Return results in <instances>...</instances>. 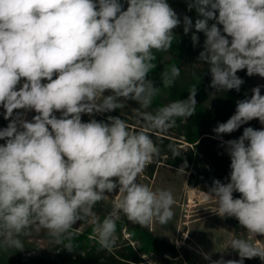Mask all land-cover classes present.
<instances>
[{
    "label": "clouds",
    "instance_id": "9594fccd",
    "mask_svg": "<svg viewBox=\"0 0 264 264\" xmlns=\"http://www.w3.org/2000/svg\"><path fill=\"white\" fill-rule=\"evenodd\" d=\"M188 8L200 18L193 25L185 16L184 33L193 27L204 33L198 59L216 92L239 91L240 70L264 78V0H189ZM180 24L167 0H127L126 10L120 0H0V107L9 120L0 129V249L23 250L21 237L44 229L55 245L71 251L74 226L87 221L100 250L111 251L121 214L141 227L173 218V192L138 177L161 154L147 130L166 131L196 111V87L185 100L147 111L161 90L148 74L157 53L170 51ZM191 39L195 46L199 37ZM179 77L180 67L166 66L162 87L171 88ZM129 100L139 105V130L113 116L82 122V114L123 109ZM29 111L36 113L31 120L25 118ZM253 119L264 125L259 86L213 131L220 137ZM223 143L230 182L214 180L205 198L221 218H236L246 234L226 245L240 260L212 264L264 260V246L256 243L264 236V129L246 127ZM169 151L179 154L171 145ZM117 189L113 210L101 220L96 205Z\"/></svg>",
    "mask_w": 264,
    "mask_h": 264
},
{
    "label": "trees",
    "instance_id": "16d2710c",
    "mask_svg": "<svg viewBox=\"0 0 264 264\" xmlns=\"http://www.w3.org/2000/svg\"><path fill=\"white\" fill-rule=\"evenodd\" d=\"M120 3L127 8V0H120ZM167 3L177 13L178 18L183 24V18L188 16L193 25L198 17L195 9L189 10V0H167ZM215 21H209V25ZM180 24V25H181ZM222 28V26H219ZM174 41L167 53H157L156 67L148 74V79L153 81L155 87H161L160 92L153 99L152 105L147 111H155L173 100H185L188 98L189 90L196 87L197 107L195 113L188 117L186 121L178 120L175 127L166 131L147 130L152 139L160 146L161 154L147 168L148 175L153 176L158 165L170 167L178 170L182 166L184 172L188 173V186L191 189L207 193L214 180L221 183L230 182V156L226 150L228 140L238 139L246 127L257 130L264 129L258 119H253L242 125L230 134H222L217 137L213 129L219 124L226 122L235 114L237 102L249 98L247 87L251 76L247 75V70L237 72L244 83L240 90L235 89L216 92L211 87V74L207 65L199 61L198 57L204 50L205 35L196 32L193 27L188 34L184 33V25L177 26L173 30ZM199 37L196 45H193L192 35ZM176 64L180 67V77L171 88L162 87L161 73L165 67ZM55 78V77H54ZM136 103V102H135ZM137 107L139 105L135 104ZM108 116L120 117L119 114L113 115L111 112L96 114L93 119L107 122ZM131 124V123H130ZM132 130H139V124H133ZM169 145L175 149L176 156L169 151ZM240 193L234 192V198H240ZM230 223L232 218L228 217ZM154 243L159 241L147 230L142 231ZM74 248L69 251L63 245H56L52 254L39 258L34 264H145L137 257L128 258L114 250H100L97 241L90 242L87 237L78 233Z\"/></svg>",
    "mask_w": 264,
    "mask_h": 264
},
{
    "label": "rangeland",
    "instance_id": "374dc122",
    "mask_svg": "<svg viewBox=\"0 0 264 264\" xmlns=\"http://www.w3.org/2000/svg\"><path fill=\"white\" fill-rule=\"evenodd\" d=\"M179 26L182 27L183 24ZM257 86L261 88V94L264 95V78L253 75L247 87L249 98L252 95V89ZM135 104V101L129 100L123 109H117L111 113L126 118L132 129L135 127L133 124H138L136 110L139 107ZM96 114L99 113L82 114V122H89ZM34 115H36L34 111H29L25 118L31 120ZM55 115L59 118L61 113L56 112ZM8 123L9 120L4 119V109L0 107V129L7 127ZM4 143V140H0V145ZM147 168L138 177V181L153 188L171 190L175 199L174 216L167 224L161 225L154 222L141 227L129 222L121 214V218L117 221V244L112 250L128 258L137 257L145 264H212L213 261L221 259L225 261L241 259L236 251L226 249L231 237H243L246 234V230L236 218L231 217L230 223L228 217L221 218L214 213L215 202L207 200L204 192L188 186V173L158 165L155 174L149 176ZM116 194L118 189L113 193H106L108 197L96 205L94 211L101 220L113 210ZM191 200L193 203L190 202ZM74 227L90 242L97 241L94 238L92 226L87 221L78 222ZM143 230L153 234L159 243L152 244L154 242L142 232ZM21 239L24 244L23 250L0 249V264H34L39 258L52 254L56 246L44 229L39 232L33 230L31 236L21 237ZM256 239L261 243L258 246H264V236L258 235ZM204 254H207L210 259H205ZM243 264H264V260L259 257L245 258Z\"/></svg>",
    "mask_w": 264,
    "mask_h": 264
},
{
    "label": "bare ground",
    "instance_id": "6f19581e",
    "mask_svg": "<svg viewBox=\"0 0 264 264\" xmlns=\"http://www.w3.org/2000/svg\"><path fill=\"white\" fill-rule=\"evenodd\" d=\"M190 202H191V203H193V201H192V200H191ZM257 245H261V243L258 241V242H257Z\"/></svg>",
    "mask_w": 264,
    "mask_h": 264
}]
</instances>
